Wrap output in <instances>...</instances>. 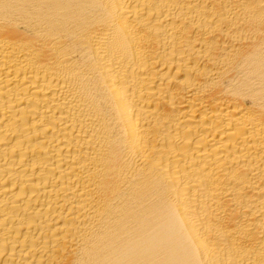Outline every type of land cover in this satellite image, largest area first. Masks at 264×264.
<instances>
[{
  "label": "bare ground",
  "instance_id": "6f19581e",
  "mask_svg": "<svg viewBox=\"0 0 264 264\" xmlns=\"http://www.w3.org/2000/svg\"><path fill=\"white\" fill-rule=\"evenodd\" d=\"M0 264H264V0H0Z\"/></svg>",
  "mask_w": 264,
  "mask_h": 264
}]
</instances>
